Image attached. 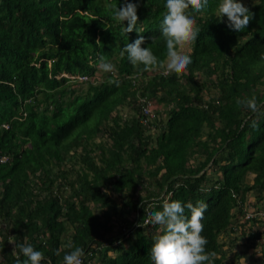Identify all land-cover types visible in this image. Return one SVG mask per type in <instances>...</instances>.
I'll return each mask as SVG.
<instances>
[{"label":"trees","instance_id":"obj_1","mask_svg":"<svg viewBox=\"0 0 264 264\" xmlns=\"http://www.w3.org/2000/svg\"><path fill=\"white\" fill-rule=\"evenodd\" d=\"M129 2L139 4L142 47L165 59V0ZM123 3L0 0V256L6 264L16 260L9 236L17 244L27 236L44 252L42 264H63L75 247L85 252L83 264H153L145 228L159 226L138 225L165 200L208 205L206 250L217 253L213 264H225V248L240 242L230 235L234 211L250 193L264 210V0H246L255 15L241 32L227 27V17L215 13L219 0H210L187 53L193 63L169 75L142 72L121 54L138 38L122 31L127 22L111 18L109 6ZM101 55L116 66L119 86L110 73L96 75ZM77 75L93 79L83 87L72 79ZM253 96L257 113L236 103ZM150 101L156 118L142 122ZM236 223L247 248L264 249L258 244L264 222L250 233L243 220ZM225 236L229 242H222Z\"/></svg>","mask_w":264,"mask_h":264},{"label":"clouds","instance_id":"obj_2","mask_svg":"<svg viewBox=\"0 0 264 264\" xmlns=\"http://www.w3.org/2000/svg\"><path fill=\"white\" fill-rule=\"evenodd\" d=\"M109 7L112 9V20L124 25L127 22V26L122 28L124 33L133 31L138 33V38L134 42L128 43L122 49L121 54H127V58L133 67L142 65V72L163 70L164 75H169L171 73L182 74L193 63L191 56L185 52V48L191 46L200 35L201 29L197 17H202L210 10V0H165V11L161 24V37L166 43L165 59H158L151 47H142L146 41L142 34L143 28L137 26L139 23L138 3L124 0L123 5L119 7L115 4ZM215 13L222 19L227 17V27L235 32H241L248 28L255 15L239 0H219ZM96 43L101 45L99 40ZM97 69L112 74L114 77L112 83L119 86L115 79L117 68L106 56H99ZM79 77H85L86 80H80ZM72 79L78 81L83 87H87L93 78L88 75H77L73 76ZM236 103L250 109L253 113L259 112L260 109L255 96L250 99H237ZM156 111L157 107L155 104L153 107L152 104L153 116L144 117L142 122L149 118L155 119L154 113ZM251 127L258 130L259 125L256 120L252 121ZM141 196H143V192H141ZM253 205L256 207L254 208ZM207 208L208 205L202 201H198L194 205L191 202L184 203L180 200L170 202L165 200L162 210L147 213V218L144 219L143 224L138 226L146 227L149 224L159 226V231L153 237V244L149 253L153 264H213L217 253L206 250L208 240L202 235L204 214ZM248 212L256 214V217L247 219ZM187 213H190V218ZM234 214L236 216L232 220L233 231L230 234L233 239L240 237L241 241L243 237H246L242 236L241 226L243 225L236 223L238 219L243 220L245 224L251 227L250 229L247 228L248 233L255 230L260 231L259 223L264 222V210L258 206L256 201L249 205L240 204L239 209L235 210ZM262 239H264V233L261 234L258 244L264 245ZM8 242L14 245L11 255L16 257L15 264H42L45 261L44 252L36 250L32 244L28 243L27 236L24 237V242L20 244L16 243L14 236H9ZM246 242L245 239V245ZM17 249H19V253H17ZM21 256L24 257L23 260ZM84 256V250L81 247H75L64 255L63 264H83ZM0 264H6L3 256H0ZM90 264L94 263L91 262Z\"/></svg>","mask_w":264,"mask_h":264},{"label":"rangeland","instance_id":"obj_3","mask_svg":"<svg viewBox=\"0 0 264 264\" xmlns=\"http://www.w3.org/2000/svg\"><path fill=\"white\" fill-rule=\"evenodd\" d=\"M239 2L244 3L245 6L247 5L246 4V0H239ZM190 48H191V46L186 47L185 48V52L188 53L190 51ZM101 72L102 71L97 72L96 75H101L103 77ZM151 104H153V107H154L155 102L151 101ZM129 113H131V111ZM95 120L96 119H93L90 123L94 122ZM253 180H254V175H249V177L247 178V183L248 184H252ZM255 199H256L255 193H250L249 196L246 199L247 202H248L247 205H249L251 203H255V201H256ZM247 228H249V227H247ZM117 230L118 229H115L114 233H116ZM157 232L158 231H154L152 229V227L149 228V226H148L147 228H145V234L151 240H153V237H154V235L157 234ZM221 239H222V242L223 241H227V242L230 241L229 237H227V236L222 237ZM225 249L227 250V257H226V260H224L225 264H264V256L262 255L264 253L263 252L264 249L262 250V249H259V248H257V249L255 248L256 249L255 250V249L247 248L246 245H245V239H242L240 241V243H237V246H235L234 248H232V249L225 248ZM242 251L245 252L244 256L241 259H239V260L237 259L236 260V258H238L239 253H241ZM236 253H237V255H235ZM117 255H115V256H117Z\"/></svg>","mask_w":264,"mask_h":264},{"label":"built area","instance_id":"obj_4","mask_svg":"<svg viewBox=\"0 0 264 264\" xmlns=\"http://www.w3.org/2000/svg\"><path fill=\"white\" fill-rule=\"evenodd\" d=\"M79 79L80 80H86L85 77H79ZM144 114H145V116H151V115L153 116V114H152V104H148V106H146L144 108ZM254 217H256V214H253L252 212H248L247 213V219H252Z\"/></svg>","mask_w":264,"mask_h":264}]
</instances>
